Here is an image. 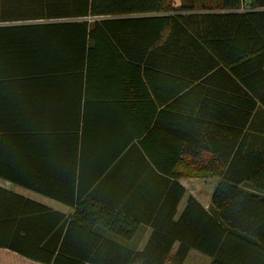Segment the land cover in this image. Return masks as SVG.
Returning <instances> with one entry per match:
<instances>
[{"label":"trees","instance_id":"trees-1","mask_svg":"<svg viewBox=\"0 0 264 264\" xmlns=\"http://www.w3.org/2000/svg\"><path fill=\"white\" fill-rule=\"evenodd\" d=\"M22 1L29 4L19 14L0 13L1 64L15 61L23 75H111L124 93L117 99H134L120 102L132 109L136 141L152 165L175 181L217 182L213 215L188 196L173 221L186 192L174 181L177 188L148 218L151 234L139 251L121 243L134 237L139 221L93 196L80 192L73 205L52 194L73 205L67 218L36 204L17 216L19 204L30 202L2 196L0 249L38 264H184L191 250L210 264H264V0ZM32 165L43 179L35 172L0 178L49 195L52 163Z\"/></svg>","mask_w":264,"mask_h":264},{"label":"crops","instance_id":"crops-1","mask_svg":"<svg viewBox=\"0 0 264 264\" xmlns=\"http://www.w3.org/2000/svg\"><path fill=\"white\" fill-rule=\"evenodd\" d=\"M27 4L22 0H0V13L4 11V14L15 16ZM20 23L8 21L6 24ZM25 23L39 21L27 20ZM13 45V57L17 58L21 52H17L16 46L20 43ZM17 66L20 68L15 61L0 63V174L29 176L35 172L43 179L44 173L41 171L40 175L32 164L33 160L47 158L52 163L45 174L49 195L0 178L2 202L7 195L14 194L30 202V205L19 204L20 207L14 210L17 216L23 209L34 212L32 207L36 204L67 218L73 212L77 194L83 192V197L93 196L123 216L139 221L134 237L121 243L130 249L141 250L151 234L148 218L165 203L167 190L176 185L166 171L152 165L136 141L134 113L128 103L125 106L120 102L134 99H117L116 96L124 93L112 85L111 75L97 73L89 80L75 71L27 72L28 75H23L15 70ZM4 67L8 69L1 70ZM163 94L164 90L159 92L160 98ZM148 106L158 112L162 109L156 102H150ZM21 160H30V167L24 169ZM175 182H179L186 192L176 206L173 221L182 214L188 196L208 214H214L211 197L216 179L192 178ZM52 194L65 196L73 205L58 201ZM3 209L10 214L5 204ZM3 220L7 219H0ZM98 232L114 241L120 240L107 230L98 229ZM7 257L18 264L24 261L38 264L0 249V259ZM210 263V258L194 250L188 253L184 262Z\"/></svg>","mask_w":264,"mask_h":264},{"label":"rangeland","instance_id":"rangeland-1","mask_svg":"<svg viewBox=\"0 0 264 264\" xmlns=\"http://www.w3.org/2000/svg\"><path fill=\"white\" fill-rule=\"evenodd\" d=\"M171 1H172L173 4L178 5L180 0H171ZM0 264H18V262L17 261L16 262H14V261L12 262L7 257V259L1 258L0 259ZM23 264H31V263H27V262L24 261Z\"/></svg>","mask_w":264,"mask_h":264}]
</instances>
